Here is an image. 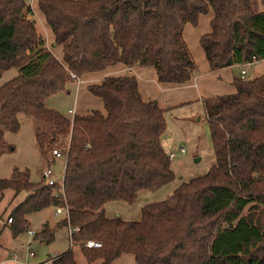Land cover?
<instances>
[{"label":"trees","instance_id":"obj_1","mask_svg":"<svg viewBox=\"0 0 264 264\" xmlns=\"http://www.w3.org/2000/svg\"><path fill=\"white\" fill-rule=\"evenodd\" d=\"M59 46L61 62L43 45L25 0H0V73L16 75L0 85V150L3 132H16L17 116L43 122L35 133L48 164L61 151V184L31 182L28 169L13 167L4 190L24 196L8 212L9 230L26 228L25 215L47 206L65 215L55 227L76 226L72 245L87 264H110L130 254L133 264H264V73L233 78L232 94L203 98L213 164L179 182L160 201L140 208L136 221L108 218L104 204L132 203L138 191H155L173 179L160 138L164 110L143 102L131 76L103 77L86 91L103 112L66 117L46 108L47 97L86 73L113 64L150 66L159 83L190 79L195 64L182 28L212 11L200 35L207 66L214 71L264 58V0H36ZM258 4L262 6L258 10ZM48 242L52 231L37 234ZM91 239L98 248H87ZM51 264H76L71 250Z\"/></svg>","mask_w":264,"mask_h":264},{"label":"rangeland","instance_id":"obj_2","mask_svg":"<svg viewBox=\"0 0 264 264\" xmlns=\"http://www.w3.org/2000/svg\"><path fill=\"white\" fill-rule=\"evenodd\" d=\"M208 12L212 13L210 8L201 15L207 17L206 14ZM34 26L38 32L37 26ZM39 35L41 36V34ZM15 75V68H9L1 72L0 85ZM251 78V75L246 74L244 79ZM77 87L78 83L74 81L67 83L65 90L45 99V107L68 116L66 110L72 106L74 91L77 90ZM179 112L173 114L172 121L177 120L176 124H178L183 120L185 125L181 124V127L179 126L178 128L173 127L176 126L175 123L172 127L166 125L162 136L164 140L160 141L166 154L168 152L175 153V157L169 160L173 179L168 183L169 187H167L169 189H166L167 193H158L153 198L154 200L163 199L179 182L204 174L208 167L213 164L208 128L203 114L200 112L194 113L190 108H183ZM17 118L19 123L17 131L13 133L3 132V141L6 147L0 150V179L8 178L11 169L16 167L18 169H28L30 181L38 182L42 179L41 171L46 166H49L52 178L58 180L63 169L64 158H49L47 164L39 156L34 142L35 133L44 130L46 125L24 114H19ZM179 148H183V154H177ZM23 196V192H19L13 196V192L10 190H4L0 196V264H28L32 260L47 259L57 254L60 255L70 248L66 228L64 226L55 227V224L63 218V212L54 214L55 209L52 206L26 214L25 230L16 234L14 238L9 235V222L6 216L10 209L22 200ZM141 199L138 196L132 202L131 207H134L133 209L139 208L142 205L140 203ZM122 205L129 206L128 204ZM123 213L120 210V214ZM128 218L137 220L139 219V213L137 215H129ZM42 229L52 231V239L50 241L46 242L39 238L37 234ZM26 231H32L35 235L30 236ZM26 243H29L27 247ZM28 252H31L34 257H28ZM71 252L76 264H87L77 246H72ZM97 263L94 262L93 264ZM110 264H133V258L130 254H121Z\"/></svg>","mask_w":264,"mask_h":264},{"label":"crops","instance_id":"obj_3","mask_svg":"<svg viewBox=\"0 0 264 264\" xmlns=\"http://www.w3.org/2000/svg\"><path fill=\"white\" fill-rule=\"evenodd\" d=\"M30 8L32 11L30 18L34 21V25L37 26L38 34H41L42 36L44 44L43 46L52 53L56 60L61 62L60 47H53V35L48 25L45 23L41 12L38 10L36 0L32 2ZM261 9L262 6L258 4V10ZM206 15L207 17H203L200 14L194 26H191L190 24L186 23L182 28V39L184 40L188 52L195 64V72L189 80L179 84L159 83L156 80L154 69L150 66L127 67L120 63L113 64L105 67L100 71L86 73L79 77L77 81H74L75 83H78V87L77 90L74 91L71 108H68L66 110V113L68 110L71 111L70 113H67L68 116H72L74 114H85L88 110H97L102 112L103 108L100 99L90 95L86 91L85 87L87 85L97 84L103 77L131 76L136 81V88L140 99L143 102L155 101L157 106L164 110L163 116L165 119V125H167L168 127H172L174 123L176 124L177 120L172 121L173 114L180 113L179 110H182L183 108H190V110L194 111V113L200 112L205 118L203 106L201 103L203 98L214 97L223 94H232L234 92V88L231 84L233 78L241 77L244 79L246 74L251 75L252 78H255L264 73V58L248 65H231L214 71L210 70L207 66L201 49L197 45L198 38L200 37V35L205 34L210 30L209 20L212 17V13L210 14V12H208ZM240 70H243L242 74H240ZM166 114L167 116H165ZM64 116L68 117L65 114ZM178 124L173 127H181V124L185 125V122L182 120ZM163 134L161 135L160 141L164 140L162 138ZM167 186L168 184L152 192L145 190L138 191L136 194V198L138 196L142 198L140 202L142 204H140L141 206L147 203L163 200L171 192L167 194L163 199L154 200L153 198L158 193L166 194V189L169 187ZM122 204L127 203H123L120 201H110L105 203L103 207L105 216L108 218L118 217L119 219L125 221H136V219L131 220L130 218H128L129 215H137L139 213L140 217L141 206L139 208L136 207L135 209H133L134 207H131L132 203L128 204V207ZM120 210L122 213L123 211H125V213L120 214ZM114 213H116V215H114ZM9 235L12 238L15 237V235L11 234L10 230ZM72 246L74 245H71L68 250H71ZM57 255L51 258H54ZM32 256L33 254L28 255V257ZM51 258L32 260L28 264H51Z\"/></svg>","mask_w":264,"mask_h":264},{"label":"built area","instance_id":"obj_4","mask_svg":"<svg viewBox=\"0 0 264 264\" xmlns=\"http://www.w3.org/2000/svg\"><path fill=\"white\" fill-rule=\"evenodd\" d=\"M25 1L28 4V6L30 7V5L32 4V2L34 0H25ZM248 64L249 63H246V65H248ZM242 73H243V70H240V74H242ZM70 78L72 80H75V81H77V79H78L72 74L70 75ZM67 112L70 113L71 111L68 110ZM183 152H184L183 148H179L178 151H177V154H183ZM50 155H51V157L53 159L59 158V157H63L61 151L58 150V149H51ZM174 157H175V153H172V152H168L167 153V158L169 160H171ZM41 177H42L43 183L45 185H47V186H52V185H57V184L59 185V184H61V180H62V172H61L60 178L58 180H55V179L52 178V172H51L49 166H46V168H44V170L41 171ZM59 212H63V215H65V211H62L60 208L55 209L54 214H57ZM7 221L9 222L10 220L7 219ZM75 231H77V227L76 226H73V227H71L69 225L66 226V232H67V236H68V240H69V245L70 246L72 245L71 234L73 232H75ZM26 233L28 235H30V236L34 235V233L32 231H26ZM81 243H82V245L84 247H87V248H98V247H100V243L99 242L91 240V239H85ZM26 246H28V243H26ZM28 255H32V253L28 252Z\"/></svg>","mask_w":264,"mask_h":264}]
</instances>
